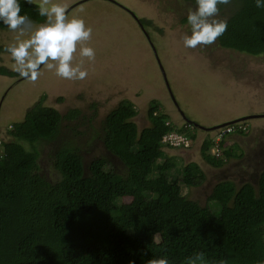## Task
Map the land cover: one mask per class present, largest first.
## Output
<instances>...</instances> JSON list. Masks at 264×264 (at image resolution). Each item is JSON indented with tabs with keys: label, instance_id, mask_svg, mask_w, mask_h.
Listing matches in <instances>:
<instances>
[{
	"label": "trees",
	"instance_id": "trees-1",
	"mask_svg": "<svg viewBox=\"0 0 264 264\" xmlns=\"http://www.w3.org/2000/svg\"><path fill=\"white\" fill-rule=\"evenodd\" d=\"M230 5L219 6L230 13L225 32L217 37L219 45L264 56V8H257L254 0H232ZM22 12L44 21L33 5L22 4ZM0 76L20 75L0 66ZM44 99L10 125V140L0 141V264H147L161 257L182 264L194 251L226 264L264 259V170L258 188L251 182L240 187L233 181L218 183L209 198L221 207L216 214L210 205L201 206L180 191L182 185L201 186L206 180L198 163L164 160L162 137L167 131L185 132L193 140L197 129L188 122L179 126L154 100L148 108L151 126L139 130L133 120L135 105L123 100L106 115L103 129L105 146L121 159L127 174L116 173L105 158L86 168L76 150L57 148L53 164L61 178L52 183L39 171L35 144L55 138L62 115L45 106ZM81 113L72 109L66 118ZM239 125L245 127L241 133L250 128L248 122ZM210 145L207 140L202 147L203 157L219 166L222 160L206 156ZM231 150H224L228 157L243 155Z\"/></svg>",
	"mask_w": 264,
	"mask_h": 264
},
{
	"label": "rangeland",
	"instance_id": "rangeland-1",
	"mask_svg": "<svg viewBox=\"0 0 264 264\" xmlns=\"http://www.w3.org/2000/svg\"><path fill=\"white\" fill-rule=\"evenodd\" d=\"M79 1L56 0L66 5L69 18L81 17L92 28L91 38L83 43L94 49V59L81 57L78 44L71 61L74 66L79 64L87 71L84 79H65L43 67L35 80L0 76V141L10 140V125L22 120L27 109L44 96L43 104L54 107L62 115L55 138L35 144L39 152V171L50 182L61 178L53 164V152L57 148L76 150L86 168L94 159L105 158L116 173L127 174L121 159L105 146L103 129L106 115L123 100L135 105L137 113L133 120L139 130L151 126L148 108L154 100L162 103L164 111L180 121L184 112L189 119L205 124L224 123L235 115L245 116L248 111L243 108L249 102L256 103L255 106L264 104V56L223 50L217 39L211 45L184 47L183 37L190 34L185 19L188 10L195 9V3L186 0H115L145 20L137 23L133 15L114 2L87 0L78 6ZM229 16L228 9L217 14L218 19L223 20ZM147 30L156 42L158 56L148 44L144 32ZM15 35L6 27L1 29L0 45L13 42ZM12 63L5 51L0 53V66L12 70ZM162 67L181 112L167 89ZM72 109H79L81 115L66 118ZM255 123H259L258 119L251 121V134L236 137L245 151L241 161L228 158L220 167L209 164L202 156V140L206 137L200 130L198 138L191 139L192 144L196 143L190 151H168L173 155L186 154L185 163L199 162L205 172L206 180L201 186L182 185L181 193L201 206L210 205L219 214V203L209 201L218 183L233 181L240 187L251 182L258 188L259 174L264 169V158L260 157V154L264 157V127L257 130ZM209 141L211 149L214 140ZM229 142L232 141L222 142L224 148ZM25 146L32 150L31 145L25 143ZM233 149L236 153L235 145ZM210 155L216 160L214 154L206 153V156Z\"/></svg>",
	"mask_w": 264,
	"mask_h": 264
},
{
	"label": "clouds",
	"instance_id": "clouds-1",
	"mask_svg": "<svg viewBox=\"0 0 264 264\" xmlns=\"http://www.w3.org/2000/svg\"><path fill=\"white\" fill-rule=\"evenodd\" d=\"M254 2L257 8H264V0H254ZM231 3L232 0H195V9H189L186 16L187 24L190 26V34H185L183 37L184 47L196 48L198 45L213 44L217 37L221 36L227 28V21L218 19L217 17L220 10L219 6L229 5ZM22 4L33 5L37 15L44 17V21L38 23L30 18L27 12H22ZM0 25L16 33L13 42L4 46V51L13 61L11 64L12 70L21 77L35 80L42 67L54 70L57 76L65 79L82 80L86 77L87 71L82 70L79 64L74 66L71 61L73 60V54L77 51L78 44L80 45L79 55L81 57H87L89 60L94 59V49L85 46L83 43L91 38L92 28L88 26L81 17L72 16L69 18L66 5L56 2V0H0ZM25 36H27V38H23ZM156 54L158 56L157 52ZM162 71L165 75L163 67ZM258 111L241 117L235 115L224 122H229V124L223 126L218 125L224 123L213 124V126H218L216 129H213L215 135H212L210 138L206 137L204 141L202 140V147L208 139L214 140V144L211 146L210 151H207L208 154L210 152L212 153V150L217 147L219 155H214L216 159L221 157L220 159L223 162L224 160L226 162L228 158L241 161L245 156V151L240 145V142L236 140V137H245L251 133H249L250 128L244 131L246 133H241L240 129H245V127L239 124H244L245 122L246 126L248 122L251 127V121H253V119H258V121L264 120V111ZM183 115H185L184 112ZM172 119L179 126L187 122L192 124L193 127L197 129L198 138L199 129L197 124L199 123L194 122V124L193 121L190 120L185 122L180 121L173 116ZM228 139L232 141L229 142V149L231 150L234 148V145H237L236 154L239 155L243 153L242 156L235 157L231 154V156L228 157V155L225 154L224 150H226L228 146L224 148V150H222L221 146L222 142L224 140L228 141ZM195 143L196 142L192 145ZM162 144L164 147H168L163 142ZM231 151L235 153L234 149ZM225 156L226 159H223ZM260 157L264 158L261 154ZM208 162L214 165L211 161ZM220 166L221 165L217 167ZM259 168L260 165L257 166L256 170L258 171ZM130 264H134V262H130ZM147 264H169V261L166 257H161L150 259L147 261ZM182 264H226V261L224 259L209 261L203 251H194L193 254L184 258ZM257 264H264V259L257 261Z\"/></svg>",
	"mask_w": 264,
	"mask_h": 264
},
{
	"label": "flooded vegetation",
	"instance_id": "flooded-vegetation-1",
	"mask_svg": "<svg viewBox=\"0 0 264 264\" xmlns=\"http://www.w3.org/2000/svg\"><path fill=\"white\" fill-rule=\"evenodd\" d=\"M81 1H85V0H81ZM80 1V2H81ZM108 1V0H107ZM121 7H123V5L121 4L120 5ZM73 8V7H72ZM131 15H132V13H131ZM136 18V17H135ZM137 19V18H136ZM145 32V34H146V36H147V41H148V44H149V46H150V48L153 50L154 49V52H156L157 51V47H156V42L154 41V39H153V37H151V34L149 33V31L147 30V31H144ZM156 54V53H155ZM157 55V54H156ZM159 61V60H158ZM231 76V75H230ZM232 77V76H231ZM234 78V77H233ZM164 79H165V83H166V86H167V89H168V91H169V93H170V95L172 96V98L174 99V102L176 103V105L178 106V109H179V112H181V108H180V105H179V102H177V99L175 98V96H174V92H173V89L171 88V86L169 85V82H168V79H167V77H166V74L164 75ZM248 100H249V97H248ZM250 104H251V106H250ZM255 104L256 103H253L252 104V102L250 103H248L244 108H243V110H246V111H248V113H246V114H252V113H255L256 112V109L257 108H259V109H261V111H264V104H261V106H259V105H256L255 106ZM246 108V109H245ZM256 108V109H255ZM185 114V113H184ZM181 119H182V121H193V120H191V119H189L188 117H187V115L185 114V115H183V113H181ZM237 116V115H236ZM174 117V116H173ZM175 118V117H174ZM176 119V118H175ZM195 122V121H194ZM259 123H255V128L257 129V130H260V128H262V127H264V120H262V121H258ZM196 123H199L200 125V127H203V129L202 128H198L200 131H203L204 132V135H205V137H208V138H210L213 134H214V130H213V125H211V124H215V123H207V124H205V123H203V121H200V120H198V122H196ZM214 127H216V125L214 126ZM199 130H198V132H199Z\"/></svg>",
	"mask_w": 264,
	"mask_h": 264
},
{
	"label": "built area",
	"instance_id": "built-area-1",
	"mask_svg": "<svg viewBox=\"0 0 264 264\" xmlns=\"http://www.w3.org/2000/svg\"><path fill=\"white\" fill-rule=\"evenodd\" d=\"M166 124L169 125L170 122H167ZM162 142L166 146L172 148L189 149L192 146L190 137L185 132H179L176 129L167 131L162 137ZM212 153L215 156H218L219 155L218 148L216 147L215 149H213Z\"/></svg>",
	"mask_w": 264,
	"mask_h": 264
},
{
	"label": "crops",
	"instance_id": "crops-1",
	"mask_svg": "<svg viewBox=\"0 0 264 264\" xmlns=\"http://www.w3.org/2000/svg\"><path fill=\"white\" fill-rule=\"evenodd\" d=\"M163 150L165 151V156H164V160L166 159V157H170V158H174L177 159V163H181V162H185L186 161V154H177V155H173V154H169L168 151H190V150H182V149H172V148H168V147H164ZM196 162V161H194ZM208 162V161H207ZM188 163V162H187ZM198 163V165L200 166L201 163ZM209 163V162H208ZM186 164V163H185ZM210 164V163H209ZM201 168V167H200ZM205 173V172H204Z\"/></svg>",
	"mask_w": 264,
	"mask_h": 264
},
{
	"label": "water",
	"instance_id": "water-1",
	"mask_svg": "<svg viewBox=\"0 0 264 264\" xmlns=\"http://www.w3.org/2000/svg\"><path fill=\"white\" fill-rule=\"evenodd\" d=\"M114 3H116L117 5H121V4H119L117 1H115V0H112ZM123 8L125 9V10H127L128 12H130V13H132V15L134 16V17H136L137 18V15L136 14H134L130 9H128L127 7H125V6H123ZM226 124H229V122H227V123H224V124H221V125H218V126H223V125H226ZM218 126H216V127H212L213 129H216ZM197 127L198 128H202L203 129V127H200L199 126V124H197Z\"/></svg>",
	"mask_w": 264,
	"mask_h": 264
}]
</instances>
